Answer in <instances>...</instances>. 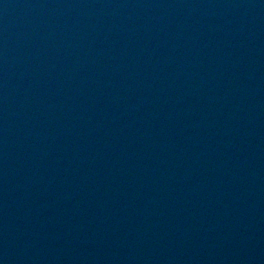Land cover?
<instances>
[{"label": "water", "instance_id": "95a60500", "mask_svg": "<svg viewBox=\"0 0 264 264\" xmlns=\"http://www.w3.org/2000/svg\"><path fill=\"white\" fill-rule=\"evenodd\" d=\"M0 264H264V0H0Z\"/></svg>", "mask_w": 264, "mask_h": 264}]
</instances>
